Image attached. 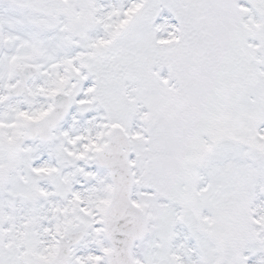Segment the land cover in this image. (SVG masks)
<instances>
[{
  "label": "snow or ice",
  "instance_id": "1",
  "mask_svg": "<svg viewBox=\"0 0 264 264\" xmlns=\"http://www.w3.org/2000/svg\"><path fill=\"white\" fill-rule=\"evenodd\" d=\"M0 264H264V0H0Z\"/></svg>",
  "mask_w": 264,
  "mask_h": 264
}]
</instances>
